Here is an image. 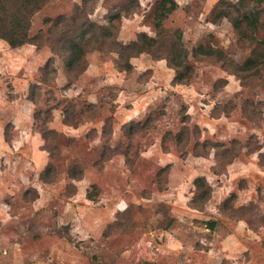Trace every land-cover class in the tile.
Returning a JSON list of instances; mask_svg holds the SVG:
<instances>
[{"label":"rangeland","instance_id":"obj_1","mask_svg":"<svg viewBox=\"0 0 264 264\" xmlns=\"http://www.w3.org/2000/svg\"><path fill=\"white\" fill-rule=\"evenodd\" d=\"M133 1L50 0L41 49L0 39V264H264V0H244L260 12L242 32L219 0H176L163 27L183 30L194 69L180 84L166 58L122 64L117 44L156 36L161 0L125 13ZM199 176L212 193L195 208Z\"/></svg>","mask_w":264,"mask_h":264},{"label":"trees","instance_id":"obj_2","mask_svg":"<svg viewBox=\"0 0 264 264\" xmlns=\"http://www.w3.org/2000/svg\"><path fill=\"white\" fill-rule=\"evenodd\" d=\"M50 0H0V39L4 40L10 48H20L26 44L36 46L41 49L43 43L38 40L37 37L30 34L32 27L33 16L39 12L45 4ZM86 0H84L85 2ZM136 1V0H135ZM129 7L124 9L125 13L134 12L138 1ZM220 13L219 16L228 17L232 20L234 27L242 32V21L246 20L247 25L253 29L257 27V21L259 19V10H256L254 6H250L244 0H238L237 2L219 0ZM179 3L176 0H161L158 4L154 15V24L156 27V36L141 32L138 37L129 44H117V52L119 56L124 59L122 64L131 66L130 59L138 56L142 53H150L156 58H166L171 67L176 70L174 82L176 84L187 83L192 79L193 67L188 61L189 50L184 44L183 30L177 28L175 30H167L163 27L164 20L169 16L171 12L176 10ZM259 11V12H258ZM237 15H234L233 13ZM122 11H116L110 18L109 24L101 25V29H105V32L110 31L109 26H112L115 19L122 17ZM62 21H67L66 17H59L55 20L50 18L46 19V22H52L54 25L60 24ZM73 23L76 22V18H73ZM71 28V26H68ZM90 28V29H89ZM82 26L77 27V31L70 35L72 38L67 39V46L69 49V57L67 59V68L74 70L84 64L86 50L84 42L87 44V36L89 32L94 33V29ZM68 32V31H66ZM64 32V34H67ZM71 32V31H70ZM264 47V39L262 40ZM194 53L198 55L206 56H218L225 58V52L220 49H216L210 46L199 45L195 47ZM264 59V58H263ZM51 60H48L49 64ZM252 62L254 60L252 59ZM46 67L45 65L43 66ZM184 122L187 121V113L183 116ZM188 134V128L178 133L175 137L179 141L183 139V135ZM196 193L192 198L193 207L198 208L203 206L209 199L212 193V186L208 183L205 176H199L195 179ZM212 227L214 222L211 223Z\"/></svg>","mask_w":264,"mask_h":264}]
</instances>
